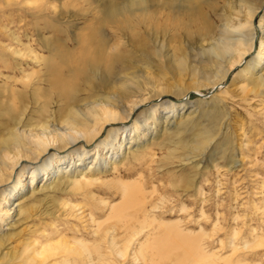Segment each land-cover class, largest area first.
<instances>
[{"label": "rangeland", "instance_id": "374dc122", "mask_svg": "<svg viewBox=\"0 0 264 264\" xmlns=\"http://www.w3.org/2000/svg\"><path fill=\"white\" fill-rule=\"evenodd\" d=\"M108 1L116 0H0V84L6 76L22 79L26 72H21V67L35 71L43 68L44 62L59 67L65 78L69 75L71 84H84V79L93 80L92 72L87 74L92 62H108L110 53L120 51L119 61L130 69L122 70V76L136 71L138 74L141 72V80L151 84L161 82V79L162 83L172 87L178 85L191 89L193 84L202 80L189 71L181 74L178 61L186 55V62L203 69L208 57L199 49L202 44L197 35L199 27L207 21L218 29L226 15L241 18L242 14L235 13L237 10L242 13L241 8L236 6L241 4L245 7L251 2H202L204 20L197 22V28L187 22L176 32L169 30L173 24L166 10L156 12L157 6L151 7L153 14L145 20L133 15L134 30L124 27L119 21L109 22L104 14ZM117 2L127 4L129 0ZM129 63L131 66H127ZM11 65L16 68L14 71L6 67ZM145 67L150 71L147 72ZM242 68L239 66L233 70L217 88L208 85L200 87L199 93H184L190 107L186 113L167 127L164 138L158 134L155 145L140 146L142 150L137 160L129 161L128 168L120 167L118 170L123 173L132 170L133 175L126 177L130 182L137 179L142 171L148 194H152L151 199L155 196L160 206L157 212H153L157 220L180 223L186 235L190 233L188 236L201 239L204 249L214 253L216 260H220L218 262L264 264V86L256 85L241 74ZM72 69H81L82 72L74 77ZM263 71L264 66L255 76ZM49 73L45 70L40 75L54 76L53 72ZM147 76L150 78L146 81ZM95 86L98 89L97 81ZM174 95L167 93L165 97L174 102L177 100ZM27 96L25 102L29 101L31 110H36L33 115L37 116L36 98L30 94ZM190 109L194 111L188 116ZM206 140L210 143L204 155L191 160L185 159L183 150L178 152L175 149L177 142L192 145ZM168 148L175 149V156L179 157H167ZM105 182L110 184L101 183L92 188L96 193L93 199L105 198L113 204L120 202L121 196L112 193L117 191L113 186L118 183L117 179ZM58 196L74 206V211H64L60 205L47 199L31 218L13 220V228L2 232V239L6 240L1 251L3 258L8 256L14 264H20L26 243L32 242L27 248L31 253L34 243L41 246L50 236L86 243L92 258H95L98 247L109 253L112 264H143L141 259L132 257L133 248L144 240L142 236H134L125 259L120 262L109 250L106 237L114 235L123 243L120 237L123 231L112 230L116 221L108 218L107 207L98 204L91 196L81 197L74 193ZM52 212L54 214H50ZM200 230L203 232L199 233ZM146 255L150 263L151 257ZM177 256H172V261L161 259L154 263L172 264ZM41 264L91 263L75 251H63L42 258Z\"/></svg>", "mask_w": 264, "mask_h": 264}, {"label": "bare ground", "instance_id": "6f19581e", "mask_svg": "<svg viewBox=\"0 0 264 264\" xmlns=\"http://www.w3.org/2000/svg\"><path fill=\"white\" fill-rule=\"evenodd\" d=\"M210 1L213 0H129L127 4H122L116 0L108 1L104 14L109 22L119 21L124 27L134 30L133 15L145 20L153 14L151 7L157 6L156 12L166 10L167 17L172 20L173 27L169 30L177 32L187 22L197 28V22L204 20L201 3ZM263 4L264 0H251L245 7L237 5L236 8L240 7L242 13L239 10L235 13L242 14L241 18L223 16L218 29L207 21L199 27L197 32L200 35H197L202 41L199 49L208 57L203 69L186 62V55L178 61L180 73L189 71L202 80L193 84L192 90L178 85L172 87L162 83L161 79V82L152 84L150 81L145 82L141 80V72L138 74L131 71L122 76V70L130 69L119 61L120 51H111L108 62H92L87 74L92 72L93 80L84 79V84H71L69 75L65 78L66 75L60 68L50 62H44L43 68L35 71L21 67V72H26L22 79L6 76L1 80L0 263L14 264L12 258H3L1 254L6 242L2 239V232L13 228V220L17 221L19 217L31 218L47 199L60 205L64 211H74L75 207L58 194L74 193L81 197L91 196L93 199L96 195L93 187H98L101 183L110 184L105 181L116 178L118 183L113 186L117 191L112 193L121 196L120 202L113 204L105 198L93 200L109 209L108 218L116 221L112 230L123 231L120 234L123 243L114 235L106 237L109 241L108 248L117 262L125 259L134 236H142L144 240L133 248L132 257L134 260L141 259L143 264H155L161 259L172 261L179 254L172 264H229L223 259L218 262L220 260H216L214 253H208L204 249L201 239L188 236L190 233L186 235L180 223L157 220V215L153 212H157L160 206L158 200L154 199L155 196L151 199L152 194H148L142 171L137 179L130 182L126 177L133 175V171L123 173L118 169L128 168L129 161L137 160L138 153L142 150L140 146L155 145L158 134L163 135V138L167 135V127L188 110L184 93H199L200 87L208 85L217 88L239 66H243L241 74L252 79L256 85L264 86V71L255 76L264 66ZM222 10L227 13L225 8ZM161 44L164 45H158ZM6 67L10 71L16 69L12 65ZM145 68L148 72L149 69ZM45 70L50 75L53 72L54 76H41L40 72ZM71 72L75 77L82 70L72 69ZM152 75L157 77L154 73ZM152 75L149 76L153 77ZM167 93L175 94L177 100L173 102L167 99ZM28 94L36 98L34 104L37 105V116L33 115L36 110H31L29 101L25 102ZM193 111L190 109L187 115L190 116ZM209 143L208 140L197 141L192 145L177 142L175 149L178 152L183 150L185 159L191 160L204 155ZM175 149L168 148L166 156L179 157L175 156ZM201 232L203 231L200 230L199 233ZM107 234L109 235V230ZM67 239L49 236L41 246L34 243L31 253L27 252V248L32 242L26 243L20 264H41L42 258L63 251H75L91 264H112L108 258L109 253L101 248L96 247V256L92 258L86 243ZM146 253L151 257L150 263Z\"/></svg>", "mask_w": 264, "mask_h": 264}]
</instances>
